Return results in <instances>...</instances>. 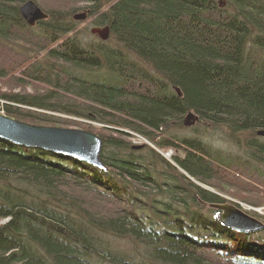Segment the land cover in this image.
<instances>
[{"label": "trees", "instance_id": "1", "mask_svg": "<svg viewBox=\"0 0 264 264\" xmlns=\"http://www.w3.org/2000/svg\"><path fill=\"white\" fill-rule=\"evenodd\" d=\"M22 1L0 0V48L7 55L20 51L8 48L16 40L41 41L18 12ZM85 2L89 14L98 12L92 24L110 27L104 48L65 38L71 20L36 2L48 13L36 26L56 34V45L42 58L31 56L18 75L39 82L44 92L3 94L2 108L22 120L9 106L11 98L26 99L133 130L173 148L175 165L148 146L127 149L122 135H98L109 171L0 139V219H6L0 264H264V234L225 227L219 210L204 205L222 199L203 187L229 191L242 177L261 188L243 192L264 200V178L246 174L264 169V137L256 134L264 128V0ZM188 111L198 122L187 128L197 134H173L186 128ZM140 235L145 242L138 243Z\"/></svg>", "mask_w": 264, "mask_h": 264}, {"label": "rangeland", "instance_id": "2", "mask_svg": "<svg viewBox=\"0 0 264 264\" xmlns=\"http://www.w3.org/2000/svg\"><path fill=\"white\" fill-rule=\"evenodd\" d=\"M35 1L37 3H39V5L41 7L45 8V9H46V7L49 8V11H54V9H59L63 15H67V18L71 20L70 24L73 27L72 28L73 31H75L76 34L79 35L78 38H83L87 43H91V44L96 43V40L98 39L97 36L90 34L89 30H90V27L92 26V20L97 16L98 12H94L93 14H89L90 6H91V4L89 2H85V0H73V3H71L70 1H67V0H35ZM70 8L72 9V12H68V11H70ZM83 11H87V18L85 20L78 21V20H74L72 18L73 14L81 13ZM13 30H15L16 33L19 32V30H16V29H13ZM31 30L35 31L37 34L42 33L44 31V30H42L41 27L39 28L37 26L32 27ZM22 33L24 34V32H22ZM106 40H108V38ZM109 44L114 46L112 43H109ZM12 46L19 48L20 51H18V52L14 51L13 53H8V55L6 53H5V55H3L2 53L0 54V63L8 64L9 67L11 68V71L7 72V75L5 77H0V93L6 95V94H15V93L32 94V93L44 92V87L42 89H40L39 82H35L33 80L30 81L27 77H26V79H23V78L19 77V75H18L21 73L19 70V67L23 66L22 64H26V61H28L31 58V56H36V55L40 56L43 53L39 52V50L34 48L35 46H33L31 44H25V42H20L18 40H16L13 43H9L8 48L13 49ZM122 50H124V49L122 48ZM20 63H21V65H19ZM1 102L2 101H0V106H1ZM53 117L57 118V119H61L63 121L58 120V122L50 124L51 126L69 127V128L83 129V130H87V131L89 130V131H92L93 133H95L96 135L102 134L104 138L105 137H115L116 138V137H119L120 135H122L124 137V139L128 141L127 149H131V148L132 149H138V148H141L143 145H145V146H148L150 148H153L160 156L165 158L168 162H171V163L174 162L173 156L176 154V152L173 148H164L162 146L160 147L157 144H154L151 141H149L148 139H146L144 136L139 135L137 133L128 134V133H125L126 131L128 132V130H126V129H123L120 127L110 128V126H108V125H104V124L102 125L100 123H97L95 121H92L90 119L83 118V117L68 116V115L61 114V113H57ZM197 122H198L197 119L195 121L193 120V122L190 123V125L195 126L196 125L195 123H197ZM169 124L171 125V123H169ZM43 125H45V124H43ZM187 126L188 125L185 126L186 128L180 127L178 129L174 130L172 133L173 134H177V133L183 134L184 133V134H187L188 136H192L194 134H197V133H193L192 131H190V129H188ZM193 126H191V128ZM175 128H177V127H175ZM209 132H211V131L209 130ZM208 134H209L210 139H214V141H216L217 138L210 136V135L214 136L215 132L214 133L211 132ZM206 136H208V135H206ZM158 139L160 140V138H158ZM163 140H169V139L163 138ZM102 145H103V142H102ZM102 145H101V150H100V157H101V153H102V149H103ZM231 146L232 145H230V147ZM110 149H111L110 147L109 148L107 147V151H109ZM126 151L128 153L129 150H126ZM173 165H175V163H173ZM259 169H260V171L257 172L256 174L249 173L248 171L245 170L246 174L248 176L254 175L255 178L247 177L246 175L244 177H247V179L251 178V179L260 180V181H261V179L263 180L264 169H262V168H259ZM106 170L109 171L110 168L106 167ZM237 179H240V180L238 181V183H235L236 184L235 187L228 186L229 191H227V189H226V191H223V192H220V191L215 192V189H212L208 185H203L204 188L208 189L209 191L216 193L222 199L220 202H217V203H214L211 205L208 203H205L204 205L206 207L212 206L213 207L212 209H215L216 204H223V203L235 204L236 206L238 205L243 210V212H245L246 214H248L250 216H253L256 219L261 220L264 224V200L255 198L253 196L248 195V193L243 192V189L260 190L261 188L255 186L253 183L250 184V181L249 182L246 181L245 178L238 177ZM234 180H235V178H230V183L233 184ZM256 182H258V181H256ZM258 183H260V182H258ZM147 199L151 200L150 198H147ZM257 204H259V205H257ZM144 208H145V206H143V209ZM255 209L256 210L258 209V211L260 213L256 212ZM4 221H5V219H0V224L3 223ZM260 231H264V228L259 230V231L254 232V233L258 234V232H259L261 234H264V232H260ZM198 232H200V231H198ZM247 234H251V233H247ZM250 242H249V240H246L245 244L247 243V246L250 245L251 247H254L252 244H248ZM118 244H121L122 248H129L130 247V244L128 241L127 242H125V241L121 242L120 241ZM260 252H262L261 254H263V251H260Z\"/></svg>", "mask_w": 264, "mask_h": 264}, {"label": "water", "instance_id": "3", "mask_svg": "<svg viewBox=\"0 0 264 264\" xmlns=\"http://www.w3.org/2000/svg\"><path fill=\"white\" fill-rule=\"evenodd\" d=\"M18 12L28 26H34L36 22L47 16L34 0L22 1L18 6ZM72 18L78 21L85 20L87 11L75 13ZM90 32L105 40L108 38L109 28L93 27ZM175 91L180 95L177 87ZM196 119L197 116L192 111H188L183 125H190ZM256 134L264 137V128L258 129ZM0 137L14 143L68 155L94 167L102 169L106 167L100 157L102 140L91 131L51 125L33 126L0 113ZM215 207L219 210L217 218L229 229L247 234L264 228L261 220L246 214L238 205L223 203L216 204ZM257 212L260 213L258 210Z\"/></svg>", "mask_w": 264, "mask_h": 264}, {"label": "bare ground", "instance_id": "4", "mask_svg": "<svg viewBox=\"0 0 264 264\" xmlns=\"http://www.w3.org/2000/svg\"><path fill=\"white\" fill-rule=\"evenodd\" d=\"M44 11V10H43ZM46 14H47V16H46V18L45 19H43V20H46L47 18H48V13L46 12V11H44ZM98 14V13H97ZM66 16V18H67V15H65ZM105 26H107L108 28H109V34H108V36H110V27H109V25H107V24H105V25H100V26H97V25H94L93 26V24H92V26L90 27V30H91V28H93V27H105ZM89 30V31H90ZM90 34H91V32H90ZM38 35H40V38H39V40H41V41H36V45H34L35 47H36V49L37 50H39V52H42L43 54H41L40 56H38L39 58H42V57H44V56H46V53L49 51V49L51 48V47H55V45H56V40H55V38H56V34H53V32L52 31H48L47 33H45V30L42 32V33H39ZM92 35H95V36H97V40H96V43L95 44H91V46L95 49H97V48H101V49H103L104 48V42H106L107 40L105 39V40H103L100 36H98L97 34H92ZM69 36H71V37H73V38H71L72 40H76L77 42H80L81 43V45L82 46H84L85 45V43H86V41L83 39V38H78L79 37V35L78 34H76V32L75 31H71V32H69V35H67V36H65V38H67V37H69ZM63 38V37H62ZM64 39V38H63ZM51 40V42H49ZM39 42H40V44H39ZM52 44V45H51ZM1 47V46H0ZM2 48H4V47H2ZM48 48V49H47ZM6 50V49H5ZM5 50H2L1 48H0V54L2 53L3 55H5V53H7ZM119 51H122V49H118ZM87 55H89V52L88 51H84ZM76 53H79V54H81L82 55V52H80V51H78V50H74V54H76ZM49 61L52 63V64H58V62L53 58V57H50L49 58ZM71 62H73V63H75V64H77V65H83V62H75V61H73V60H71ZM3 68H2V70L3 71H5L6 73L7 72H10L11 71V68L9 67V65L8 64H5L4 63V66H2ZM151 70H152V67H151ZM95 71H96V69H95ZM104 72L103 71H100L99 72V74H100V76L102 77H106L107 75L106 74H104V75H102ZM153 73V76L158 80V82L160 83V82H162L163 80H164V77H163V75H161V74H158V73H155V72H152ZM167 79H168V77H167ZM104 80V82L105 83H110L111 82V80L109 81L108 80V78H105V79H103ZM169 80V79H168ZM11 96H13V95H10V97ZM4 98H5V96L2 94V93H0V101H2L1 102V106H0V113H2V114H6V115H8V116H10V117H12V118H14V119H17L18 121H21V122H24V123H27V124H30V125H33V126H39V125H43V124H45V125H48L47 123H48V120H47V118L49 119L50 117H53L54 115H56L57 113H58V111H56V110H52L51 108H47V107H41V106H38V105H34V103L32 104L29 100H26V99H22V100H19V101H17V100H15V99H13V98H11L12 99V102L10 103V106H9V108L10 109H12L14 112H15V110L19 113V116H20V118H23L22 120L21 119H18V118H15V117H13V116H11V115H9V114H7V113H9V112H7V113H5V110L2 108L3 106H5L6 104V102H5V100H4ZM109 126V125H108ZM114 126H110V128H113ZM125 133H128V134H134V131L133 130H128V132L126 131ZM0 139H3V138H1L0 137ZM6 141H8V143H10V144H13V145H18L19 147H22V148H24L26 151H31V149L32 148H34V147H30V146H26V145H23V144H18V143H14V142H11V141H9V140H6ZM152 143H154V142H152ZM1 146H3V145H1ZM4 148H5V146H3ZM7 148V147H6ZM35 150H39L40 151V153H44V151L45 152H52V151H50V150H46V149H42V148H34ZM29 153H31V152H29ZM38 155H40V156H43L44 154H38ZM72 158H74V157H72ZM75 159H77V158H75ZM96 168H98V169H100L101 171L103 170V171H105L106 170V167H105V169H102V168H99V167H96ZM256 210V209H255ZM258 210V209H257ZM257 210H256V212H257ZM255 212V211H254ZM5 219V218H4ZM6 220V219H5ZM142 236H144V235H140V237L141 238H139L138 239V243H143V242H145L144 241V237H142ZM260 251H262V250H260ZM137 263H138V261H136ZM147 263L148 262H150V261H146ZM133 264V263H132ZM134 264H135V262H134Z\"/></svg>", "mask_w": 264, "mask_h": 264}]
</instances>
